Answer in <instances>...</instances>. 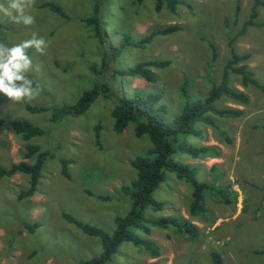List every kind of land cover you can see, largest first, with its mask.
Wrapping results in <instances>:
<instances>
[{"label":"rangeland","instance_id":"obj_1","mask_svg":"<svg viewBox=\"0 0 264 264\" xmlns=\"http://www.w3.org/2000/svg\"><path fill=\"white\" fill-rule=\"evenodd\" d=\"M179 1L170 11L165 7L154 9L152 0H35L30 9L36 18L32 26L14 24L0 13V43L11 47L31 39L33 33L47 42L44 54L34 48L28 50L33 68L41 65L40 72L29 73L39 95L30 102H14L0 94L1 119L22 118L44 133L23 141L8 125L0 124V166L20 160L24 143L50 154L28 197L16 198L17 191L27 187V175L18 172L0 177V264H79L81 259L100 253L99 238L82 232L61 213L111 232L113 217L126 214L131 207L119 187L129 184L136 175L130 160L144 154L151 144L146 135H134L133 122L118 133L112 130L110 111L116 96H130L134 90L159 92V102L169 120L184 100L180 89L191 100L204 96L211 81H219L230 59V47L237 54L248 51V57L233 66L245 64L262 88L242 84L235 72L228 73V85L244 86L249 93L264 92V53L260 57L264 28L246 27L243 35L234 38L248 18L252 0ZM43 2L58 5L65 16L41 7ZM94 7L98 36H94L92 25L81 19L93 14ZM256 20L264 22L260 6ZM169 24L179 27L141 45L134 44L146 32ZM148 60L169 61L163 67H151L155 75L152 83L119 73ZM100 67L102 72L98 74ZM103 80L113 89L108 96L100 92L82 113L50 120L51 107L74 102L83 90ZM237 104L241 103L224 96L214 101L216 107ZM26 106L48 110L31 112ZM254 108L260 107H246L243 119L208 113L214 128L196 121L193 127L197 134L179 133V141L189 146L210 148L196 158L180 148L172 153L173 160L188 163L195 169L196 180L208 185L209 191L204 194V203L211 209L208 219L189 213L191 186L172 171H165L164 179L151 194L162 202L161 208L142 209L146 220L185 218L198 228V235L181 236L172 226L149 225L147 234L135 228V234L158 244L159 255L150 257L124 240L105 264H212L211 251L220 254L222 264H264V137H253L249 149L241 146L255 116L247 113ZM256 147L259 152H255ZM61 159L67 161L66 176L60 172ZM33 222L37 225L27 228Z\"/></svg>","mask_w":264,"mask_h":264},{"label":"trees","instance_id":"obj_2","mask_svg":"<svg viewBox=\"0 0 264 264\" xmlns=\"http://www.w3.org/2000/svg\"><path fill=\"white\" fill-rule=\"evenodd\" d=\"M141 3L142 0H135ZM154 9L162 7L174 11L179 0H152ZM260 0H252L248 18L243 20L240 29L234 35H240L248 25H260L256 20L257 8L260 6ZM41 7H48L50 10L58 13L62 17L65 13L61 8L52 2H43ZM237 9V7H236ZM87 24L92 25L94 36H98L99 20L96 15V7L93 14L81 18ZM179 25L169 24L146 32L137 39L134 44L141 45L149 41L157 34H165L178 29ZM233 40V39H231ZM208 43V42H207ZM212 48V45L208 43ZM230 59L226 62L221 72L218 82H212L204 96L195 99H186L184 89L181 90L183 101L177 108L172 118L167 120L164 116L165 107L159 102L160 93H145L141 90H134L130 96H116V102L111 108L112 130L116 133L123 130L128 122H133V133L135 136L146 135L151 146L142 155H136L130 160V165L135 169L136 175L129 182L119 187L131 202L129 211L124 215H115L113 217L114 228L111 232H106L102 228L90 223L82 222L68 213H61V216L69 223L78 227L82 232L99 238L101 251L97 256L87 259H81L79 264H105L115 253L118 245L122 241H130L135 246L142 249L150 257L159 255L158 244L150 238H143L135 234L133 229L138 228L145 234L149 232V225H155L159 228L172 226L174 231L181 236L195 238L198 235V229L185 218H176L174 216H161L156 219L146 220L142 216V209L150 206L154 210L161 208L162 202L152 198L151 194L158 184L164 179L165 171H172L179 179H183L191 186L190 202L188 205L189 213H199L207 215L210 211L204 203V194L209 191L208 185L199 182L194 176V168H190L187 163L173 160L172 153L178 148L190 153L192 157H198L210 148L192 147L189 144L179 141V133L197 134L193 127L194 122L201 121L212 128L215 123L207 113H213L217 116L233 117L240 115V110L229 107H216L214 101L220 96H225L240 103H246L248 97L243 92L231 88L228 85V73L235 72L239 75L242 84L251 83L258 88L262 86L252 77V72L245 64L233 66L248 57L247 52L237 54L230 47ZM212 53L214 50L212 48ZM168 60H148L138 62L127 69L119 71L122 75L139 76L142 79L152 83L155 81V75L151 67H163L168 64ZM107 66V64H106ZM102 64V68L107 67ZM96 72H102V68ZM95 71V70H94ZM112 88L103 81L94 83L89 89L83 90L81 94L72 103H64L49 109V118L51 121L58 120L66 115H78L82 113L94 100V98L103 92L108 96ZM31 112L48 110L44 107L26 106ZM0 124H6L21 140L26 141L30 137L39 136L44 133L43 129L22 118L1 119ZM99 127H94L95 138L97 140ZM177 148V149H176ZM50 154L46 150H41L39 146L29 143L23 144L21 159L17 162H11L7 167L0 166V177H9L14 173H23L27 175V187L20 189L17 193L18 198L30 196L35 190V184L39 177L41 165ZM67 161L60 160V172L66 176ZM101 199H109L108 196H99ZM227 200V199H226ZM26 225V224H25ZM37 223L33 222L27 228L32 229ZM210 258L212 264H222V258L218 252L211 251ZM152 264H159L153 262ZM187 264H192L188 262Z\"/></svg>","mask_w":264,"mask_h":264},{"label":"clouds","instance_id":"obj_3","mask_svg":"<svg viewBox=\"0 0 264 264\" xmlns=\"http://www.w3.org/2000/svg\"><path fill=\"white\" fill-rule=\"evenodd\" d=\"M35 0H0V13L14 24L32 26L36 22L30 9ZM47 42L43 37L32 34L31 39L23 40L9 47L0 43V94L14 102H30L39 95V89L33 87L29 73L41 71V65L33 68V57L29 49L44 54Z\"/></svg>","mask_w":264,"mask_h":264},{"label":"crops","instance_id":"obj_4","mask_svg":"<svg viewBox=\"0 0 264 264\" xmlns=\"http://www.w3.org/2000/svg\"><path fill=\"white\" fill-rule=\"evenodd\" d=\"M261 1V3H260V15H264V0H260ZM250 26H256V25H248V26H246V27H250ZM246 27H245V31H246ZM264 28V22H262V21H260V31L262 30ZM239 29H240V27H239ZM238 29V30H239ZM245 31H244V33H245ZM237 33V32H236ZM243 35V34H242ZM237 36H241V34L240 35H237ZM236 38V37H235ZM263 49H264V44H262L261 43V41H260V57L262 58V56H263V53H264V51H263ZM243 52H248V51H242V52H240V53H243ZM261 58H260V60H261ZM228 80H229V75H228ZM213 81H211V83H212ZM211 85V84H210ZM232 88V87H231ZM234 89H237V90H239V91H241V92H243L244 94H246L247 95V97H248V101L246 102V103H241V104H237V105H235V106H227L226 105V107H229V108H234V109H238V110H240V115H238V116H233V117H224V116H220V117H222V118H234V117H236V118H239V117H241L242 119L243 118H245V108L246 107H252L253 108V106H256V107H260V108H254V109H252V110H249L248 111V113H247V115H255L254 116V118H252V120H251V123H250V130L249 129H247V131L245 132V134H244V140H243V142L241 141V146H242V148L244 149V150H246V149H249L250 148V146L252 145V141H253V137H260V140H261V138H263L264 137V92H255V91H251V93H249L247 90H245V87L244 86H236V87H233ZM225 97V96H224ZM219 98H221V96L219 97ZM218 98V99H219ZM253 103H255V105L253 104ZM256 104H259V106L258 105H256ZM210 113V112H209ZM208 114V113H207ZM210 116V115H209ZM242 134L243 133H241V136H242ZM236 143V142H235ZM237 144V143H236ZM255 152H259V149H258V147H256V150H255ZM260 152H261V150H260ZM193 158H196V157H193ZM17 162V161H16ZM184 163V162H183ZM246 163H247V161H246ZM188 164V163H187ZM1 167H4V166H1ZM7 167V166H6ZM233 188H235V186L233 187ZM20 190V189H19ZM18 190V191H19ZM17 191V192H18ZM28 197V196H27ZM0 198H2V195L0 194ZM16 198L17 199H21V198H18L17 196H16ZM189 205V204H188ZM206 208L210 211L209 213H207V215H202V214H199L203 219H208V214L210 215L211 214V209L210 208H208L207 206H206ZM191 223V222H190ZM214 224H215V222H214ZM195 226V225H194ZM196 227V226H195ZM197 228V227H196ZM198 229V228H197ZM198 233H199V230H198ZM4 262H5V260H4ZM3 262V263H4Z\"/></svg>","mask_w":264,"mask_h":264}]
</instances>
